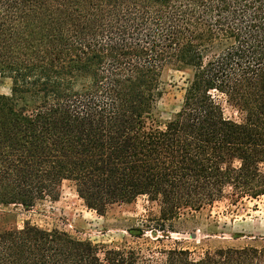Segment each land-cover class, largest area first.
Segmentation results:
<instances>
[{
  "label": "trees",
  "instance_id": "obj_1",
  "mask_svg": "<svg viewBox=\"0 0 264 264\" xmlns=\"http://www.w3.org/2000/svg\"><path fill=\"white\" fill-rule=\"evenodd\" d=\"M166 68L191 77L161 126ZM0 75V204L55 200L67 180L98 214L158 208L135 244L0 228V264H264V245L163 243L187 211L264 197V0H0Z\"/></svg>",
  "mask_w": 264,
  "mask_h": 264
},
{
  "label": "rangeland",
  "instance_id": "obj_2",
  "mask_svg": "<svg viewBox=\"0 0 264 264\" xmlns=\"http://www.w3.org/2000/svg\"><path fill=\"white\" fill-rule=\"evenodd\" d=\"M190 77L191 73L186 69L166 68L162 72L160 96L152 109L154 124L162 126L179 110ZM11 86V79L0 75V94H10ZM215 97L225 117L240 120L241 113L223 95L215 94ZM157 214L155 203L148 202L145 197H138L131 203L114 204L103 214H98L86 207L77 196L73 183L64 180L55 200L45 198L32 207L0 204V228L21 227L30 223L58 228L97 244H135L145 238L152 239V233L144 229L145 225L153 224L150 219ZM135 228L143 229L142 239L131 233ZM169 228L172 229L167 231L170 239H165L163 243L174 245L177 241L179 246L189 249L219 245L261 246L264 245V197L245 199L238 205H231L228 199H222L198 211L181 214Z\"/></svg>",
  "mask_w": 264,
  "mask_h": 264
}]
</instances>
